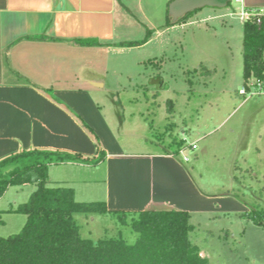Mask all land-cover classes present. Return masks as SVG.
<instances>
[{
    "label": "rangeland",
    "instance_id": "1",
    "mask_svg": "<svg viewBox=\"0 0 264 264\" xmlns=\"http://www.w3.org/2000/svg\"><path fill=\"white\" fill-rule=\"evenodd\" d=\"M168 1L119 0L118 29L130 41H150L113 51L108 69L96 72L106 82V109L121 124L117 131L128 150L165 147L188 158L197 187L222 199L223 210L190 219L196 226L191 239L211 264H264V223L258 222L264 219V93L239 92L246 84L241 6L234 0L204 6L174 22ZM35 188L10 186L0 198V236L22 230L26 215L11 209ZM76 220L93 242L137 238L112 213H81Z\"/></svg>",
    "mask_w": 264,
    "mask_h": 264
},
{
    "label": "crops",
    "instance_id": "2",
    "mask_svg": "<svg viewBox=\"0 0 264 264\" xmlns=\"http://www.w3.org/2000/svg\"><path fill=\"white\" fill-rule=\"evenodd\" d=\"M118 4L0 0V160L23 149L97 155L93 136L56 98L94 131L107 153L96 164L49 166V180L71 186L78 201H104L112 211L180 209L191 218L208 209L223 210L222 199L197 187L185 158L163 146L162 152L128 150L129 142L121 141V124L106 109V82L98 77L108 69L111 53H120L127 47L120 43L130 41L118 29ZM245 4L264 7V0ZM38 35L44 38L33 37ZM116 102L123 105L119 97Z\"/></svg>",
    "mask_w": 264,
    "mask_h": 264
},
{
    "label": "trees",
    "instance_id": "3",
    "mask_svg": "<svg viewBox=\"0 0 264 264\" xmlns=\"http://www.w3.org/2000/svg\"><path fill=\"white\" fill-rule=\"evenodd\" d=\"M243 26L245 86L252 79L264 83V18L261 23L249 18ZM33 37L44 38L43 35ZM146 41L121 42L120 45H140ZM54 99L80 120L95 139L98 153L85 157L56 150L23 149L0 160V198L10 186L36 185L26 202L11 209L25 214L26 222L20 232L0 236V264H211L191 239L196 226L190 222L188 211H112L104 201H78L71 186L51 184L50 165L96 164L107 156L94 131L67 105ZM81 213H112L122 224L130 225L137 238L133 243L122 235L98 242L84 238L76 220V215ZM258 222L262 224L264 219Z\"/></svg>",
    "mask_w": 264,
    "mask_h": 264
},
{
    "label": "built area",
    "instance_id": "4",
    "mask_svg": "<svg viewBox=\"0 0 264 264\" xmlns=\"http://www.w3.org/2000/svg\"><path fill=\"white\" fill-rule=\"evenodd\" d=\"M232 1V0H231ZM236 3L240 4L241 6V19L245 22L247 19H255L257 23H261L262 19L264 18V7H247L245 4V0H234ZM240 94H263L264 93V83L259 79H252L247 83L243 89H241ZM196 145H193L195 148ZM188 159V158H185Z\"/></svg>",
    "mask_w": 264,
    "mask_h": 264
},
{
    "label": "water",
    "instance_id": "5",
    "mask_svg": "<svg viewBox=\"0 0 264 264\" xmlns=\"http://www.w3.org/2000/svg\"><path fill=\"white\" fill-rule=\"evenodd\" d=\"M230 1L231 0H173L169 13L177 19L195 9L204 6H225Z\"/></svg>",
    "mask_w": 264,
    "mask_h": 264
}]
</instances>
